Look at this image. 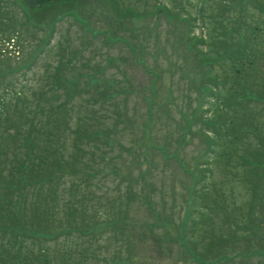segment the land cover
Masks as SVG:
<instances>
[{"label": "rangeland", "instance_id": "1", "mask_svg": "<svg viewBox=\"0 0 264 264\" xmlns=\"http://www.w3.org/2000/svg\"><path fill=\"white\" fill-rule=\"evenodd\" d=\"M116 1L118 7L111 0L76 2L75 10L55 25L50 44L33 58L47 33L19 24L29 17L19 9V0H0L2 21L11 18L18 25L15 45L3 44L7 37L0 36V131L6 127L13 134L10 126L26 127L23 117H32V106L35 110L36 105L46 106L47 99L56 94L48 91L56 78L49 76L55 64H62L60 78L77 86L70 90V126L75 128L76 119L83 117L89 121V133L110 131L113 141L109 144L114 149L103 160L98 159V152L94 161L88 157L93 162L92 174L96 171L98 176L86 183L66 177L65 187L74 184L78 189H66L61 199L71 198L79 209L76 199L82 196L78 193L88 185L84 212L77 209L74 223L83 229L80 214L87 225L103 221L102 216L118 218L98 224L88 240L76 234L68 237L66 227L57 229L56 240H25L22 250L10 247V264L24 258L31 264H63L66 259L78 264H202L200 255L210 240L231 238L247 242H238L236 247L227 241L219 243L215 246L221 244L223 256L204 259L203 264H264L262 102L249 100L236 115L232 130L228 125L232 114L212 108L211 89L201 87L207 83L200 80L203 72L180 43L189 33L181 18L197 14L193 3L197 0ZM246 1L242 0L244 5ZM258 1L264 6V0ZM209 2L213 6L219 0ZM252 7L248 5L242 24L262 21L264 12L257 8L253 12ZM202 30L199 26L193 33ZM239 33L244 35V29ZM215 72L223 75V70ZM85 73L98 83L84 79ZM102 92L107 99L101 98ZM6 104L10 106L4 109ZM242 115L251 131L236 129L242 125ZM227 129L240 137L235 145L224 141ZM19 140L0 139V166ZM71 140L68 137L67 147ZM229 153L227 158L219 156ZM244 159L252 164L248 172L242 165ZM5 168V172L0 168V182L7 162ZM112 168L115 175L109 172ZM198 193L204 196L200 203ZM63 215L59 204L57 219ZM40 256L47 263L36 261Z\"/></svg>", "mask_w": 264, "mask_h": 264}, {"label": "trees", "instance_id": "2", "mask_svg": "<svg viewBox=\"0 0 264 264\" xmlns=\"http://www.w3.org/2000/svg\"><path fill=\"white\" fill-rule=\"evenodd\" d=\"M78 1L80 0H19V9L21 11L26 10L29 15L27 18L23 14L27 19L19 24L32 25L36 29L40 27V31L47 33L39 41L40 45L43 44V46L34 51L33 58H36L50 44L55 25L75 10L74 5ZM111 1L118 7L119 3L116 0ZM210 1L212 2V0ZM193 3L197 5V14L188 18L184 17L183 20L181 18L189 33L186 39H182L180 43L188 48V52L192 53L191 58L195 67L203 72L200 75V80H206L207 83L204 85L202 83L201 87L211 89L212 95L208 96L215 104L212 108H215L216 111L219 109L223 112L229 111L232 114V118L228 122V125L231 126L230 130H232V127H235L233 122L235 119L237 120L236 115L238 112L243 111L249 100L255 103L261 101L264 106V17L260 23L245 25L240 21L242 17L248 16V5H253V12L256 8L264 12L263 2L247 0L245 2L247 4L244 5L242 0H219L217 4L212 2L213 6H211L209 0H197ZM165 9H167V6H165ZM4 14L5 12H3ZM5 21H2L0 17V36L7 37L3 44L15 45L17 41L15 34L18 25L11 18L6 21L7 24H5ZM199 26L203 30L196 35L193 31ZM83 27L85 28V26ZM241 29H244V35L239 33ZM4 32H7L8 36H5ZM65 64L68 66L69 61ZM61 68L62 64H55L53 74L51 73L49 76H55L56 78L51 80L48 91L55 90L56 94L52 95L49 100L47 99L44 103L46 106H43V104L36 105V110L32 106L30 111L32 117H23L26 127L18 129L13 125L10 126L9 128L15 129L13 134L7 133L9 129L6 127L3 131H0V139L2 140L9 138L14 142L16 139H20L19 144L11 149L9 158L6 160L8 163L6 174L1 175V178H4L1 181L4 183L0 182V199L3 198L4 200H0V264H10L9 255L11 252L9 249L11 246L22 250V243L25 240H41L44 238L56 240L59 227H63L62 229L66 227L67 233H69L68 237L76 234L80 236V239L84 240L88 237L86 239L88 240L91 237L90 235L93 234L92 230L98 224L109 223L112 219L118 220L117 217L102 216L103 221L100 220L99 223L94 222L92 225H87L83 218L84 214H80L78 216L81 222L80 225L85 226L82 229L74 223L73 217L77 216L78 210L84 212L82 207L85 202L84 199L87 198L85 195L87 194L88 185L85 188L86 194L85 190H80L78 193L79 196H82L80 199H76L79 209L72 203L71 198L66 201L61 199L66 189L68 191L74 190V192L78 189L74 184L66 188L64 184L66 177H77L79 181L86 183L90 178H94L93 176L96 174V171L92 174L93 162H88V157L94 161L93 157L98 152V159L103 160V156L107 154V151L114 149V144H109V141H113L109 136L111 134L109 130V132L104 129L102 133L99 130L89 133V121L86 122L83 117L76 119L75 128H72V125L70 126V110L73 102V95L70 94V90L74 84L72 81L69 83L68 79L60 78ZM219 70H223V75L215 72H219ZM230 72L232 75H230ZM152 73L155 76V72ZM77 76L80 77L81 75ZM87 78L89 81L93 80L98 83V80L95 77L93 78L92 74H87L84 79ZM250 81H252V85ZM76 87L74 85V89ZM220 87L222 88L221 91ZM103 93L100 94L101 98L107 99V95ZM250 97L254 98L250 99ZM8 106L10 105L6 104L4 109ZM210 109V107L205 108V110ZM241 123L242 125H236V129H242L239 127H243L248 131L253 129L247 125L248 123L243 115ZM98 124L99 121H97ZM68 131H70L69 134H67ZM222 135L224 141H227L228 144L235 145L236 142L240 141V137L236 134L231 135L228 129ZM68 137L72 138L70 147L65 144ZM155 146L157 148V145ZM159 150L162 151V149ZM209 154L212 156L213 151ZM252 155L255 157V154ZM219 156L227 158L230 153L226 155L219 154ZM259 157H261L260 154H258ZM6 162L0 166V168H4V172L6 171ZM242 165L248 172L252 164L244 159ZM205 166H203L204 169ZM109 172L112 175L116 174L114 169ZM96 176L98 175L96 174ZM198 195L196 196V199L199 200L198 203L204 201V196L200 193ZM114 203H112V206ZM59 204L63 206L64 218L57 219L56 213ZM100 212L106 213L105 211ZM100 212L99 214H101ZM110 212L111 208L107 214H111ZM30 218L33 221H30ZM119 219L121 220V218ZM245 230L248 234V229ZM226 241L229 244H234V247L237 246L238 242H247L245 240H232V238ZM226 241L210 240L207 247L201 252L203 253L200 255V258H203L201 259L203 260L202 264L204 259L213 261L221 258L223 256L222 249H220L221 244L219 246L215 245L219 243L226 244ZM227 246L225 247L226 250L228 249ZM208 254L212 255L209 256ZM36 261L47 263L44 256H40ZM62 263L74 264L76 262L72 263L66 259ZM17 264L31 263L28 262L27 258H24ZM32 264L38 263L33 262Z\"/></svg>", "mask_w": 264, "mask_h": 264}]
</instances>
